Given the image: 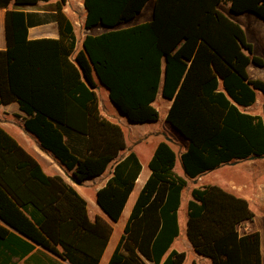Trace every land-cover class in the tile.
Here are the masks:
<instances>
[{"label":"trees","instance_id":"1","mask_svg":"<svg viewBox=\"0 0 264 264\" xmlns=\"http://www.w3.org/2000/svg\"><path fill=\"white\" fill-rule=\"evenodd\" d=\"M51 0H0L7 9V49L0 50V106L17 101L24 128L57 159L73 183L94 178L126 149L122 127L102 116L97 81L134 124L157 122L159 93L172 102L166 120L188 140L181 157L188 179L255 156L264 158V119L252 106L264 80L250 77L251 64L264 67L245 30L220 11L222 0H155L150 21L122 28L150 0H84V27L109 29L77 36L55 6L59 39L30 40L26 14L16 7ZM235 14L264 21V0H228ZM75 134L86 144L78 157L65 141ZM176 153L158 145L151 175L109 264H184L171 251L179 235L178 211L187 178L175 172ZM131 152L115 162L96 203L110 222L89 218L87 204L60 176L40 163L0 126V243L26 255L41 247L67 264H99L141 172ZM188 238L211 264H261L260 235H240L238 225L254 218L247 200L216 186L192 191ZM16 252L15 249H12ZM48 256V255H47ZM51 258V257H49ZM192 264H196L193 262Z\"/></svg>","mask_w":264,"mask_h":264},{"label":"crops","instance_id":"2","mask_svg":"<svg viewBox=\"0 0 264 264\" xmlns=\"http://www.w3.org/2000/svg\"><path fill=\"white\" fill-rule=\"evenodd\" d=\"M60 2L61 0H51L50 2H39L36 5L26 7H16L12 3L10 10L15 9L25 12L28 26V38L30 40L59 39L61 31L57 21L55 6ZM83 2L84 0H66L62 4L63 13L72 23L77 36V51L83 49V40L87 35L98 36L109 30L103 27H96L88 30L84 27L86 10ZM6 14L7 9L0 8L1 51L7 49ZM96 81V92L99 96L101 114L109 121L119 124L122 127L126 140V149L119 154L114 162L108 163L104 170L98 173L94 178L88 179L83 183H72L70 178L66 175L61 163L41 146V143L35 136L25 130L24 120L27 116L21 111L17 101L0 106V126L15 138L17 142L40 163L47 175L60 176L76 189L79 195L85 200L88 215L92 221H95L99 217L110 222L108 216L95 201L97 192L102 189L112 177L115 162L122 160L131 152L136 154L141 162V172L135 182L133 192L125 205L120 220L112 223V235L99 263L109 264L121 237L124 235V230L133 207L151 175L149 165L158 145L162 142L171 144L177 157L175 172L179 176L187 178L181 157L187 152L189 143L182 134L168 124L166 117L172 102L163 98L161 93L158 94L157 99L153 103L160 112V119L157 122L134 124L130 122L126 116H123L111 101L108 89L102 85L97 78ZM263 100L264 94L257 92L255 103L252 106L244 108V111L251 115L261 116L259 112V103ZM161 109L164 110L161 112ZM65 141L68 143L72 152L78 155V157H83L87 154L86 144L79 136L69 134L65 136ZM187 180L188 185L182 193L181 205L178 211L179 235L174 240L170 252L173 250L185 252L186 261L184 264H192L193 262L196 264H211L209 258L195 252L188 238V206L189 202L193 199L192 191L194 189L204 186H216L249 202L250 208L254 212V218L238 225L237 231L240 235L259 233L261 264H264V158H250L245 161L237 162L236 164H227L198 176L195 179L187 178ZM12 249H15L16 252ZM188 253H190L192 257L188 258ZM146 263L154 264L149 261H146ZM0 264L67 263L47 253L39 246H35V249L29 254L19 255L16 247L14 248L12 245L7 247L0 243Z\"/></svg>","mask_w":264,"mask_h":264},{"label":"rangeland","instance_id":"3","mask_svg":"<svg viewBox=\"0 0 264 264\" xmlns=\"http://www.w3.org/2000/svg\"><path fill=\"white\" fill-rule=\"evenodd\" d=\"M154 4L155 0L148 1L143 11L134 20L122 25L121 27L126 28L150 21L153 17ZM219 9L245 30L247 39L254 47V54L264 59V22L252 13L235 14L231 12L228 0H222ZM249 74L251 78L264 80V67H258L251 64L249 66ZM163 110L164 109H161V112ZM259 112L264 119V100L259 103ZM190 257H192V255L188 253V258Z\"/></svg>","mask_w":264,"mask_h":264},{"label":"water","instance_id":"4","mask_svg":"<svg viewBox=\"0 0 264 264\" xmlns=\"http://www.w3.org/2000/svg\"><path fill=\"white\" fill-rule=\"evenodd\" d=\"M101 83V82H100ZM117 107V106H116ZM118 108V107H117ZM119 110V109H118ZM120 111V110H119ZM121 113V112H120ZM122 114V113H121ZM123 115V114H122ZM123 116H125V115H123ZM169 140V139H168ZM255 158V156H253V157H251V159H254ZM237 162H233V163H231V164H236Z\"/></svg>","mask_w":264,"mask_h":264}]
</instances>
